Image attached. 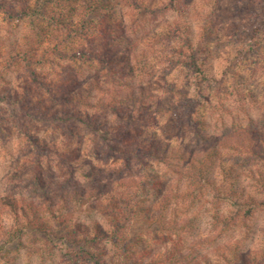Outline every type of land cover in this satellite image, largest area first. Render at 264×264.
<instances>
[{
  "label": "trees",
  "instance_id": "trees-1",
  "mask_svg": "<svg viewBox=\"0 0 264 264\" xmlns=\"http://www.w3.org/2000/svg\"><path fill=\"white\" fill-rule=\"evenodd\" d=\"M253 1L246 3L247 10L260 8L261 12L255 13L248 26L250 32L235 23V29L227 33L234 43L257 42L258 30L253 26L264 25V0ZM74 2L77 1L0 0V13L8 16L12 27L41 12L38 15L45 17L44 21L53 29L47 46L36 51L23 45L17 50L13 42L9 43L8 62L22 67L24 72L18 88L0 93V97L16 112H40L41 118L63 127L68 135L75 136L83 129L98 134L108 142L112 153L118 154L119 162L104 169L91 167L68 147L47 144L33 132L24 131L33 153L28 165L31 176L19 181L27 192L0 198V212L12 222L11 228L2 234L3 239L21 241L30 232L49 238L60 233L73 244L78 232L87 231L88 247L81 250L89 253V262L100 264L105 250L91 252L87 250L89 245L100 238H114L120 228L104 231L94 218L113 209L115 200L146 189L159 196L155 214L129 200V207L121 209L119 219L116 217L118 224L130 216L144 217L158 228L154 233L156 246L146 249L142 257H132L131 264H260L264 258V231L260 247L248 249L243 242L249 239L248 221L255 220L264 210V168H244L239 161L264 164V129L228 135L209 132V121L196 107L197 98L211 106L212 100L206 97L208 90L212 85L225 89V80H219L203 55L206 33L193 29L192 10L200 15L197 5L186 0H136L137 12L127 25L117 12L116 0H81L84 9L82 23L78 25L70 21V12L76 9L72 7ZM148 7L154 18H173L168 28L154 33L153 40L165 44L162 58L169 64L168 69L176 71V76L163 75L143 83L140 77L151 74L150 60L154 56L149 49H143L133 29L139 23L141 11ZM93 13L100 16L97 23L87 21ZM216 14L214 7L210 18L216 19ZM77 30V42L82 48L71 45ZM153 46L152 43L151 49ZM117 48L127 51L116 53ZM64 51L67 64L57 61ZM95 61L104 68L103 74L91 77L79 71L85 63ZM56 66L61 67L60 73ZM45 69L48 73L43 72ZM84 76L88 78L85 82ZM239 89H235L238 110L246 112V96ZM44 94L60 96L58 100L52 99L58 103L55 108L43 98ZM218 104L225 107L222 101L218 100ZM163 117L180 137H191L193 145L165 140L161 133ZM54 158L61 159L69 173L44 181L42 162ZM76 176L82 183L76 182ZM220 208L226 211L221 212ZM205 213L209 228L202 232L200 225ZM86 220L96 224L93 233ZM52 223H56L58 230ZM0 246H5L1 240ZM206 251L212 256L206 255ZM7 259L10 264L16 263L15 256Z\"/></svg>",
  "mask_w": 264,
  "mask_h": 264
},
{
  "label": "rangeland",
  "instance_id": "rangeland-1",
  "mask_svg": "<svg viewBox=\"0 0 264 264\" xmlns=\"http://www.w3.org/2000/svg\"><path fill=\"white\" fill-rule=\"evenodd\" d=\"M73 1H77L73 3L74 6L72 5L76 9L70 12V21L81 25V12L83 13L84 8L81 6L82 3L80 4L81 0ZM116 1L118 14L124 18L127 25L132 23V17L137 12L134 5L136 0ZM186 1L190 4H195V6L197 5V10L200 13L198 16L193 9L191 18L194 26L193 29L197 32L204 31L206 33L202 44L205 49L203 55L208 63L212 65L214 73L219 80H225V86H223L226 90L218 88V85H212L208 90V96L206 97L212 100L211 106L205 104L202 98H197L196 107L201 116L209 121V132L217 135H228L243 130L264 129V25L260 24L259 28H256V25L253 26V29L258 30L256 36L257 42L250 40L242 45L234 43L227 36L229 31L235 29V23L250 32L251 28L248 26L256 17L255 13L257 11L261 12V9L258 8L256 11L247 10L245 5L246 3H250L251 0H218V2L217 0H212V2L210 0ZM258 2L260 0L253 1V3ZM33 4L37 5L35 1H33ZM236 6L239 8L236 9ZM214 7L215 13H217L216 19H211L210 10ZM238 9L240 11L236 12ZM40 13L37 12V15L33 18L16 22L14 27L10 25L11 20L8 16L0 13V37H3L0 40V93H5L9 90L13 91V89L18 88L22 80L20 76L24 72L22 67L17 68L12 66V62H8L6 52L9 50V43L13 42L17 50H19V46L21 45L35 51L47 46V39L50 36L49 32L53 29L49 24H46L44 21L45 17L38 15ZM99 18L98 14L93 13L87 18V21L92 20L94 23H97ZM172 19L169 16L154 18V15L151 14V7L141 11L139 23L133 31H136L135 37L138 38V41L140 40L143 49L152 51L154 57L150 60L153 67L150 71L151 74L147 76L148 78H143L144 76L140 77V82L142 81L141 79H143V83L151 78L160 77L161 79L163 75L172 76V78L176 76V71L173 68L168 69L169 64L164 62L162 58L165 44L153 40V36L156 35L154 33L168 28L167 25ZM8 29H12V34L9 33L10 30ZM213 31H218V34L216 32L213 33ZM218 35H220V38H218ZM78 37L79 31L77 30L73 34L74 43L72 42L73 44L71 45L75 48H82V44L77 42ZM152 43L154 46L151 49L150 45ZM114 51H117L116 53H124L127 50L117 48ZM65 55L66 51L57 58V61L67 64L68 59H66ZM56 70L60 73L61 67L56 66ZM47 71L45 69L43 72L48 73ZM79 71L93 77L103 74L104 68H102L99 62L95 61L91 64L85 63L84 68H79ZM87 79L86 77L83 82ZM234 86L237 89L240 87L241 90L239 89V91L243 92L246 96L244 103V108H248L246 112L238 110L239 103L236 101L238 97L236 95L237 91H235L236 88H233ZM44 95L45 97L43 98H47L50 106L55 108L58 103L53 100H58L60 96L57 95L55 98H52L47 94ZM218 100L224 102V108L218 106ZM216 106L219 107L218 110L215 108ZM15 109L9 102L0 97V198L9 193L27 192L21 188L19 181L22 178L31 176V168L28 165L32 163L33 153L28 140L24 136V131L33 132L47 144H58L61 147H68L72 153L83 158L85 164L91 167L104 169L118 164V154L112 153L108 148V142L103 140L98 134L83 129L75 136L68 135L65 133L63 127L56 126L53 122L41 118L40 112L28 115L25 110H17L16 112ZM162 121L164 122V130L161 133L165 140L172 141L173 144L183 143L188 146L193 145L192 138L186 136L187 134H182V137L176 134L174 128L167 124V118L163 117ZM239 163L244 168L258 166L264 168V164L261 162L241 160ZM41 170L44 181H50L69 173L68 166L59 158H54L48 162L43 161ZM10 176L13 177L11 178L13 180L9 179ZM79 179L77 177L76 182L82 183V181H78ZM126 195L120 201L115 200V207L109 210V212L101 213L94 218V222H97L96 224L104 229V231H110L115 226H119L120 228V232L114 238H100L96 243L89 245L87 250L91 252H95L97 249L105 250V252L103 251L104 253H101L103 254V260L100 264H131L132 257H142L147 253L146 249L150 250L156 246L154 233L158 228L155 224L145 221L144 217L137 219L131 218L132 216L118 224L116 217L119 219L122 215L121 209L129 207L127 204L130 202L129 200L139 203L144 206V209L148 208L149 212L151 210V213L155 214L158 210L159 196L146 189L143 192ZM134 205L132 206L134 207ZM223 210L226 211V209L220 208L221 212ZM83 220L85 219L83 218ZM94 222L86 220L90 233H93L96 229ZM208 223L209 217L205 213L200 225L202 232L207 230V227L209 228ZM248 223L251 226L249 228L250 233L248 234L249 239L243 242V246L254 250L262 242L264 210L258 213L255 220L252 222L248 221ZM52 224L57 229L56 223ZM11 226L12 222L7 215L0 212V240L5 243L3 248L0 246V264H10L9 259H7L8 256L10 258L11 256L16 257L15 264H93L88 260L90 259L89 253L81 250L83 247H88L85 239H89L90 236L86 230L85 234L79 232L76 234L75 241L77 242H73V244L67 242L60 233H57L55 237L49 238L34 232H30L23 237L22 242L17 239L6 242L7 238L3 239L2 234L9 230ZM240 228L237 230L238 236H240ZM80 241L83 243L80 244ZM205 254L212 256L207 251ZM260 264H264V258L260 260Z\"/></svg>",
  "mask_w": 264,
  "mask_h": 264
}]
</instances>
